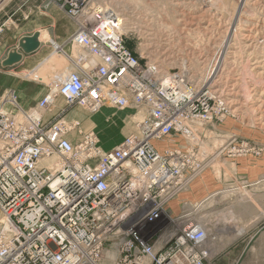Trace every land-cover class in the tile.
I'll use <instances>...</instances> for the list:
<instances>
[{"label": "built area", "instance_id": "built-area-1", "mask_svg": "<svg viewBox=\"0 0 264 264\" xmlns=\"http://www.w3.org/2000/svg\"><path fill=\"white\" fill-rule=\"evenodd\" d=\"M42 3L75 25L70 50L50 43L70 70L30 108L14 91L0 99V264H101L108 246L114 264H213L206 229L168 210L205 169L200 122L226 113L209 79L144 61L99 0ZM75 107L132 108V129L105 150L68 116Z\"/></svg>", "mask_w": 264, "mask_h": 264}, {"label": "rangeland", "instance_id": "rangeland-1", "mask_svg": "<svg viewBox=\"0 0 264 264\" xmlns=\"http://www.w3.org/2000/svg\"><path fill=\"white\" fill-rule=\"evenodd\" d=\"M4 1L0 0V22L7 20L6 32L15 31L9 45L18 47L23 35L45 33L48 29L51 35L43 39V47L48 48L50 43L59 45L53 30L62 25L58 21L53 26L48 14L52 7L44 9L42 0ZM99 1L120 16L127 46L144 61L158 63L163 71L186 67L190 77L203 84L212 77L218 63L217 77L209 79L206 85L217 88L219 92L212 94L213 100L223 103L226 113L207 123L200 122L203 126L194 143L205 165L197 178L209 172L222 184L217 194L199 207L196 219L203 222L201 218L207 216L213 223L212 227L206 224L216 239L213 264H264V107H260L264 75L252 65L258 57L264 61V45L255 40L245 42L240 31L259 21L255 30L264 32V0H252L251 8L242 6L239 13L242 0ZM68 64L57 52L43 63L8 67L0 63V99L14 91L24 108L32 107L53 88L55 69ZM29 71L32 75L26 74ZM82 110L75 107L68 116L80 120L84 131L96 132L105 150L121 143L132 129V108L106 107L92 117ZM57 114L55 108L48 116L52 119ZM156 144L166 146L162 142ZM107 250H113L109 264H114L117 246H108Z\"/></svg>", "mask_w": 264, "mask_h": 264}, {"label": "crops", "instance_id": "crops-1", "mask_svg": "<svg viewBox=\"0 0 264 264\" xmlns=\"http://www.w3.org/2000/svg\"><path fill=\"white\" fill-rule=\"evenodd\" d=\"M49 16L54 21L53 26L56 25L58 21H60V24L62 25L59 28L53 30L54 32L53 35L55 36L57 42L62 46H65L66 50H70V46L66 45V42L68 37L75 30L74 23L56 6H52ZM62 19L65 20V22L63 21L62 23L61 22ZM6 25H7V20L4 22H0V63H3V61L7 58L9 52L17 47V45L16 46L9 45L8 43L9 39H11L14 36L15 31L6 32V30L8 29L6 28ZM30 35L32 34H29L27 36ZM53 54L54 51L51 45H49V47L47 48V47H43V44H41L40 48L35 52L30 54H25L23 56L22 61L19 63H43L44 61L49 59ZM44 95H42L37 100V102L40 99H42ZM62 105L63 102H60L58 100L57 107H61ZM49 113L51 112L45 113L46 120H49L51 118L48 116ZM221 184L222 182L218 181L215 175L206 172L201 178H196L194 181H192L184 191L179 193L174 199H172L169 202L168 204L169 213L173 217H177L187 213H192L196 217L199 207L203 203H205L209 198L214 196V194H217V192L220 190ZM113 256L114 254L108 253V255H106V257L103 259L101 264H109L110 261L109 259L113 258Z\"/></svg>", "mask_w": 264, "mask_h": 264}, {"label": "bare ground", "instance_id": "bare-ground-1", "mask_svg": "<svg viewBox=\"0 0 264 264\" xmlns=\"http://www.w3.org/2000/svg\"><path fill=\"white\" fill-rule=\"evenodd\" d=\"M7 0H5L4 1V3L6 2ZM251 1L252 0H242L241 1V4H239V7H238V13H239V11H242V6L243 7H247L248 9L249 8H251ZM176 2V1H175ZM189 2V1H188ZM191 2V1H190ZM176 4V3H175ZM214 6V5H213ZM222 6V5H221ZM224 6V5H223ZM215 7V6H214ZM47 8V7H46ZM191 9V8H190ZM224 9V8H223ZM222 9V10H223ZM248 9L247 10H245V11H248ZM109 10V9H108ZM110 11V10H109ZM181 11V10H180ZM205 11V10H204ZM221 11V10H220ZM111 12V11H110ZM202 12V11H201ZM216 13V12H215ZM49 14V13H48ZM190 14V13H189ZM192 14V13H191ZM201 14V13H200ZM199 15V14H198ZM118 17H119V19L121 20V18H120V16L119 15H117ZM195 16V15H194ZM237 18V17H236ZM252 18H256V17H252ZM178 19V18H177ZM216 19V18H215ZM229 19V18H228ZM212 20V19H211ZM256 20V19H255ZM190 21H192V20H190ZM189 21V22H190ZM264 21V20H263ZM185 22V21H184ZM183 22V23H184ZM210 22H212V21H210ZM235 23H236V21H234ZM185 23H187V22H185ZM220 23V22H219ZM239 23V22H238ZM259 23V21H253L252 22V25L253 26H248V25H246V26H244L243 28H241L240 29V31H242L243 33H242V35H243V37H244V40H245V42H250L251 40L253 41V40H255L256 41V43H258V44H263L264 45V32H262V31H260V29L257 31V30H255V25L257 26V24ZM188 24V23H187ZM261 24V23H260ZM243 25V24H242ZM183 26V25H182ZM184 27V26H183ZM212 27V26H211ZM193 28V27H192ZM258 28V27H257ZM121 30V29H120ZM194 30V29H193ZM49 31H51V30H47L45 33L44 32H39V40H40V42H41V44H43V39L46 37V38H49V36L51 35L50 34V32ZM194 31H196V30H194ZM232 31V30H231ZM205 32V31H204ZM190 33V32H189ZM231 35V34H230ZM232 36V35H231ZM231 38H233V37H231ZM51 39V38H50ZM230 39V38H229ZM228 41V40H227ZM251 41V42H252ZM231 43H233V42H231ZM256 43H254V44H256ZM251 47V46H250ZM263 47V46H262ZM261 47V48H262ZM225 49V48H224ZM229 49V48H228ZM227 49V50H228ZM20 51V53L22 54V56H24V52H23V50H21V49H19ZM250 51H251V49H250ZM253 51V50H252ZM223 52V51H222ZM263 53V52H262ZM26 54V53H25ZM254 54V53H253ZM223 55V54H222ZM264 55V54H263ZM222 57V56H221ZM224 57V56H223ZM209 58V57H208ZM263 58V57H262ZM219 59V58H218ZM221 59V58H220ZM259 59H261L260 57H258V59H257V61L255 62V63H252V65L254 66V68H256V69H258L257 71H259V73H261V74H263L264 75V61L263 60H259ZM229 62V61H228ZM221 64V63H220ZM234 67V66H233ZM244 67V66H243ZM251 69V68H250ZM57 72L55 73V75L53 76V79H52V83H53V85H52V87L54 88L55 87V83H56V81H59L60 79H62V77L64 76V74L66 73V72H68L69 70H70V68H68V67H62V68H60V69H55ZM46 71V70H45ZM44 71V73L43 74H45L46 75V72ZM222 71V70H221ZM220 71V72H221ZM239 72V71H238ZM26 74H31L32 75V73L29 71L28 73H26ZM253 74V73H252ZM260 74V75H261ZM217 75H218V63L216 64V66H215V69H214V71H213V74H212V77H210L209 79H212V78H216L217 77ZM228 75V74H227ZM257 76V75H256ZM233 77V76H232ZM231 77V78H232ZM261 77V76H260ZM235 78V77H234ZM243 79H244V77H243ZM242 79V80H243ZM262 79V78H261ZM214 80V79H213ZM210 84V83H209ZM233 84V83H232ZM237 85V84H236ZM232 88V87H231ZM262 88V87H261ZM260 88V89H261ZM217 89V88H216ZM216 89H214L213 88V86L211 85L210 86V90H212V92L213 93H217V92H219L218 90H216ZM219 89H220V87H219ZM259 89H257V91H258ZM221 92V91H220ZM254 93H256V92H254ZM220 94V93H219ZM257 94V93H256ZM263 95H264V91L262 92V93H260V98H262L263 97ZM257 97V96H256ZM238 98V97H237ZM251 98V97H250ZM247 99H249V98H247ZM253 99V98H252ZM237 100V99H236ZM243 100V99H242ZM260 100V99H259ZM247 102H249L248 100H246ZM230 104H232V103H230ZM236 104V103H235ZM261 104V105H260ZM260 107L261 108H263L264 107V99H261V101H260ZM239 105V104H238ZM252 105V104H251ZM256 105V104H255ZM258 105V106H259ZM241 106V105H240ZM254 109V108H253ZM260 110V109H259ZM263 110V109H262ZM82 112H84V114L85 115H87V116H89V117H92V116H94L95 114H90L89 112H85L84 110H82ZM264 113V112H263ZM263 115V114H262ZM127 119H125L124 121H126ZM123 121V122H124ZM262 122V121H261ZM127 123V122H126ZM263 124V123H262ZM260 126H262V125H260ZM45 164H49V160H46L45 161ZM215 195V194H214ZM207 200V199H206ZM233 217V216H232ZM2 219V216L0 217V220ZM202 220H203V222H200V225L201 226H203L205 229H206V231H207V233H208V235H209V238H210V240H209V245L211 246V250H212V252L214 251V249H213V246L215 245V238L213 237V233H212V230H211V228L210 227H207V225H211V227H212V225H213V223L211 222V220L207 217V216H203V218H201ZM227 221V220H226ZM207 224V225H206ZM235 228V227H234ZM225 229V228H224ZM236 230V229H235ZM219 231V230H218ZM223 231V230H222ZM227 231V230H226ZM230 231V230H229ZM240 232H242V230H240ZM111 254H112V251L110 252Z\"/></svg>", "mask_w": 264, "mask_h": 264}, {"label": "water", "instance_id": "water-1", "mask_svg": "<svg viewBox=\"0 0 264 264\" xmlns=\"http://www.w3.org/2000/svg\"><path fill=\"white\" fill-rule=\"evenodd\" d=\"M39 31L35 32L30 36H25L19 40L18 47L11 50L7 58L3 61L2 66L8 67L13 66L22 61L23 56L19 52V49L23 50L24 53L30 54L38 50L41 46L39 40Z\"/></svg>", "mask_w": 264, "mask_h": 264}]
</instances>
